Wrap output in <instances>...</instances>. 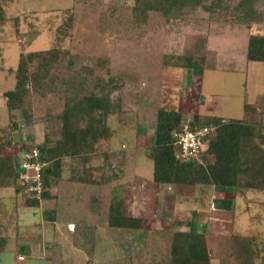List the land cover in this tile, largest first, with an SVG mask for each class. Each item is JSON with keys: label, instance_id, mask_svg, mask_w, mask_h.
I'll list each match as a JSON object with an SVG mask.
<instances>
[{"label": "rangeland", "instance_id": "obj_1", "mask_svg": "<svg viewBox=\"0 0 264 264\" xmlns=\"http://www.w3.org/2000/svg\"><path fill=\"white\" fill-rule=\"evenodd\" d=\"M134 4L135 0H8L3 4L0 142L10 140L3 154L14 151L17 164L22 151L42 143L58 144L60 115L72 94H108L111 108L106 116L96 112L94 127L104 126L108 136L96 142L86 166L82 164L85 168L80 157L63 160L61 186H77L81 192L75 190L74 198L79 203L60 195L42 200L39 207L11 208L9 199L0 197V220L38 225L42 206L52 210L57 205L80 206L77 211L72 206V212L68 208L57 217L62 221L54 223V240L48 239L53 240L52 264H169V235L194 225L205 233L211 264H236L231 236L237 235L254 236L258 248L254 264H264V189L159 184L152 179L149 157L156 111L162 106L181 111L185 120L203 113L264 125V64L248 61L245 54L249 34H264V23H236L221 14L209 17L200 8L171 19L151 11L145 22L136 23ZM258 7L264 9V2ZM53 49L60 54L49 77L38 86L30 85L21 106L8 110L4 92L14 86L10 69H15L19 53ZM185 56L203 58L200 73L186 66ZM35 70L32 62L30 71ZM110 80L115 88L107 93ZM86 123L87 118H82L78 126ZM200 161L206 162L203 157ZM101 165L105 175L118 172L106 186L69 178L97 179L98 172L88 166ZM19 184L16 189L23 190V183ZM56 190L57 185L51 187L53 197ZM115 202L122 212L140 217L139 229L107 227L106 214ZM68 217L76 224H69L72 230L75 226L73 232L66 230L63 220ZM15 251L9 250L11 264H45L35 257L29 260L24 252L16 251L15 256ZM20 254L26 260L19 259Z\"/></svg>", "mask_w": 264, "mask_h": 264}, {"label": "trees", "instance_id": "obj_2", "mask_svg": "<svg viewBox=\"0 0 264 264\" xmlns=\"http://www.w3.org/2000/svg\"><path fill=\"white\" fill-rule=\"evenodd\" d=\"M8 0H0V24L6 20L3 4ZM264 0H135L133 15L136 23L145 22L149 12H160L165 19L176 18L188 9L200 8L209 17L221 14L224 18L236 23L250 25L264 23V9L259 8ZM60 51L34 50L19 53L14 73L15 82L12 89L6 90L4 96L8 110L19 108L22 96L30 85L38 86L42 80L48 78L49 69L58 60ZM246 59L259 61L264 64V34L251 33L246 46ZM185 64L192 68L193 73H200L203 58L199 61L185 56ZM36 62V70L30 71V64ZM51 79V78H50ZM108 82L107 93L114 90L115 85ZM118 105V103H117ZM245 103L244 108L249 109ZM111 103L108 94L105 96L87 94L77 97L72 94L66 99L60 118L62 121L59 142L55 146L47 147L45 143L38 145L39 160L47 162L41 170L43 191L40 198L30 197V193L22 189L17 190L24 196L26 203L37 204L40 199L52 197L51 187L56 186L62 178L64 158H81V167L86 166L89 154L96 148V142L107 138V129L94 127L96 112L104 116L110 111ZM87 118L86 126H78L79 120ZM188 121L193 128L213 125L215 132L209 138L205 149L201 152L203 161L178 160L172 145L174 132ZM264 125L256 121H244L237 118H223L217 115L194 113L191 120H185L183 113L174 108L159 107L156 111L153 129V144L149 157L152 167V179L159 184H207L223 188L264 189ZM10 143L5 139L0 142V184H19L18 172L15 170L14 154H3L2 148ZM12 153V152H11ZM207 155L213 157L208 161ZM98 172L97 179H84L79 182L91 183L94 186H106L117 178V171L105 175L104 165L91 167ZM85 168V167H83ZM93 171V170H91ZM107 176V177H105ZM106 214L107 227L136 230L141 227L139 216L126 214L120 205H109ZM170 260L169 264H211L209 249L204 232L192 230L174 231L169 235ZM234 242V261L236 264H254L258 255V248L254 236H231ZM238 241V242H237ZM237 242V246H236ZM233 247V246H232Z\"/></svg>", "mask_w": 264, "mask_h": 264}, {"label": "crops", "instance_id": "obj_3", "mask_svg": "<svg viewBox=\"0 0 264 264\" xmlns=\"http://www.w3.org/2000/svg\"><path fill=\"white\" fill-rule=\"evenodd\" d=\"M16 170V167H15ZM63 167H62V178H64L63 175ZM70 176V175H69ZM61 178V179H62ZM61 179L58 180L57 185V193L56 195L53 197H50L51 199L56 198L58 199L60 195H66L67 196H71L73 198V201H76L79 203L78 200H75L76 198H74V191L77 190V186L75 185H71L70 186H66V185H62L63 182L61 181ZM71 181H75L76 183L79 184H83L81 182H79V180L77 178H70ZM70 182V181H68ZM74 183V182H73ZM69 184V183H68ZM215 186V185H213ZM233 189V188H230ZM234 190V189H233ZM79 191V190H77ZM81 192V191H79ZM59 193V194H58ZM84 193V192H82ZM86 193V192H85ZM58 194V197H57ZM75 196H77L75 194ZM0 197L2 198H7L9 199V203L12 205L11 208H13V206L15 207H19V206H40L41 205V201L45 200V199H50V198H44V199H40L37 204H28L26 203V199L25 198H21L22 200H19V195L17 193V189L15 187V185L13 184H0ZM234 198V197H233ZM239 198H242V196H239ZM234 200H232V205L234 204L233 202ZM72 203V202H71ZM58 207H56L55 209H51L50 207H48L47 205L42 206V210H40V222L38 225L36 224H31V225H22L17 223L16 221H12V218H10V221L5 219L0 220V264H11V258L8 257L12 256L11 253L9 252V250L14 247L16 249V251H20L21 253L24 252L25 254H23L25 257H30L29 260L31 258L35 257V260L38 262L40 261L41 263H45V264H52V260H53V240L55 237V232L56 229L54 228V223L55 221L58 219L59 221H62V218H57L58 216H63V214L61 213H65L68 211L72 212V206L74 207V209L77 211L79 207H77V204L69 206L68 208L64 209L62 206L63 205H57ZM20 208V207H19ZM58 208V209H57ZM228 211V210H227ZM230 211V210H229ZM50 214L51 216H47L46 214ZM60 214V215H59ZM229 215V214H228ZM65 217V216H64ZM52 219V220H51ZM9 221V222H8ZM63 221H65V223H67V227L66 230L68 232H73V230H75V222L73 220H70V218L64 219ZM74 222V223H73ZM44 223H47L49 225V223L53 224L52 226H44ZM74 224L75 226L73 227L74 229L72 230L71 227H69V224ZM191 223V221H190ZM194 225V223H193ZM194 226H191L188 230H192V231H197V232H204L203 230H199L195 229ZM231 227V225H230ZM57 231H59V229H57ZM53 233V236H51ZM51 238V240L49 241L48 239ZM13 239L15 240L13 242ZM14 244V245H13ZM15 251V256L16 254H19ZM47 258V259H46ZM55 259V258H54ZM23 260H26V258H24ZM20 262V261H19ZM31 262V261H30Z\"/></svg>", "mask_w": 264, "mask_h": 264}, {"label": "built area", "instance_id": "obj_4", "mask_svg": "<svg viewBox=\"0 0 264 264\" xmlns=\"http://www.w3.org/2000/svg\"><path fill=\"white\" fill-rule=\"evenodd\" d=\"M215 132L213 125L200 126L193 128L188 121L182 124V127L174 132L173 147L175 156L178 160H200L201 152ZM20 159L17 157L19 182L23 183V190L30 193L32 198H40L43 191L41 170L47 162L39 160V151L36 147L22 151ZM23 260V255H18Z\"/></svg>", "mask_w": 264, "mask_h": 264}]
</instances>
